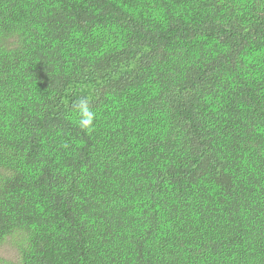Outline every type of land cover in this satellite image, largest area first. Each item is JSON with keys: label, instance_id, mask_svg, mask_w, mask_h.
<instances>
[{"label": "trees", "instance_id": "trees-1", "mask_svg": "<svg viewBox=\"0 0 264 264\" xmlns=\"http://www.w3.org/2000/svg\"><path fill=\"white\" fill-rule=\"evenodd\" d=\"M7 240L13 264H264V0H0Z\"/></svg>", "mask_w": 264, "mask_h": 264}, {"label": "clouds", "instance_id": "clouds-1", "mask_svg": "<svg viewBox=\"0 0 264 264\" xmlns=\"http://www.w3.org/2000/svg\"><path fill=\"white\" fill-rule=\"evenodd\" d=\"M78 126L81 129L91 131L94 127L96 113L91 109L87 98H81L77 104Z\"/></svg>", "mask_w": 264, "mask_h": 264}, {"label": "rangeland", "instance_id": "rangeland-1", "mask_svg": "<svg viewBox=\"0 0 264 264\" xmlns=\"http://www.w3.org/2000/svg\"><path fill=\"white\" fill-rule=\"evenodd\" d=\"M17 260V250L11 240L0 247V264H13Z\"/></svg>", "mask_w": 264, "mask_h": 264}]
</instances>
